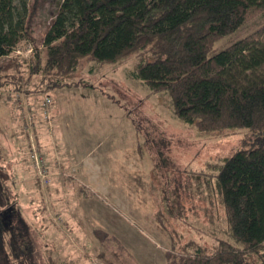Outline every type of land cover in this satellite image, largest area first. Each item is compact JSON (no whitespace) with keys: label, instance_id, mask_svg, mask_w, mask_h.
Returning <instances> with one entry per match:
<instances>
[{"label":"trees","instance_id":"16d2710c","mask_svg":"<svg viewBox=\"0 0 264 264\" xmlns=\"http://www.w3.org/2000/svg\"><path fill=\"white\" fill-rule=\"evenodd\" d=\"M45 1L0 0V87L15 93L10 97L21 107L16 116L22 131L30 137L25 124L33 130L37 124L29 95L93 86L68 77L85 59L103 66L135 55L127 75L149 84L152 92L169 94L177 117L215 134L248 128L254 144L214 163L216 171L207 178L233 239L216 237L212 247L184 241L159 216L172 243L165 251L167 264H264V0H60L44 34L36 36ZM256 19L262 22L245 32ZM22 40L34 44L29 58L20 53ZM22 91L28 106L18 103ZM48 96L43 107L52 102ZM48 113L39 114L48 119ZM4 131L0 125V134ZM4 147L0 142V216L17 200ZM21 220L0 231V264H63L43 232ZM94 233L103 244L100 259L138 264L114 235L101 227Z\"/></svg>","mask_w":264,"mask_h":264},{"label":"rangeland","instance_id":"374dc122","mask_svg":"<svg viewBox=\"0 0 264 264\" xmlns=\"http://www.w3.org/2000/svg\"><path fill=\"white\" fill-rule=\"evenodd\" d=\"M59 1L42 5L36 36L46 31ZM261 22L252 21L245 32ZM30 47L31 41L22 40L21 55L29 58ZM136 60L130 55L99 66L85 59L68 80L85 79L93 86L29 95L38 114L34 130L25 124L30 137L16 116L21 107L10 97L14 92L0 87L5 130L0 142L17 192V200L1 213L0 231L30 221L63 264H109L98 256L103 244L95 227L118 238L138 264H167L165 251L172 243L159 216L184 241L212 247L216 237L233 239L207 178L216 171L214 163L240 146H254L248 128L215 134L186 123L176 116L169 94L152 92L149 84L127 75ZM48 94L52 102L43 107ZM22 96L28 106L24 91ZM44 108L48 119L40 116ZM33 147L45 163L42 177L31 158Z\"/></svg>","mask_w":264,"mask_h":264},{"label":"built area","instance_id":"2783aa9c","mask_svg":"<svg viewBox=\"0 0 264 264\" xmlns=\"http://www.w3.org/2000/svg\"><path fill=\"white\" fill-rule=\"evenodd\" d=\"M23 98L24 97L22 96V93L17 94L18 103L20 105H24ZM46 101L49 103L51 101V97L48 96L46 98ZM44 113H47V109L44 111ZM33 145H35V144H33ZM31 158L34 160V167H35V169L38 170L39 176L42 177V175H44V174H42L43 172L41 170L45 166V163H44V160L39 155V152H38L36 147H33L31 150Z\"/></svg>","mask_w":264,"mask_h":264}]
</instances>
